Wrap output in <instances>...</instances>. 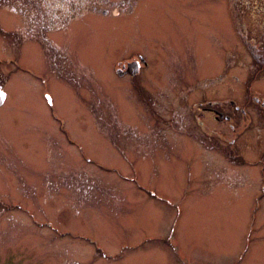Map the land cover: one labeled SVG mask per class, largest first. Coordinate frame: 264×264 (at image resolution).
<instances>
[{"label":"rangeland","instance_id":"374dc122","mask_svg":"<svg viewBox=\"0 0 264 264\" xmlns=\"http://www.w3.org/2000/svg\"><path fill=\"white\" fill-rule=\"evenodd\" d=\"M125 1L18 0V69L0 78L18 83L0 109V264H264L262 0ZM143 51L151 80L190 68L193 101L207 82L246 114L199 120L188 100L158 131L114 71Z\"/></svg>","mask_w":264,"mask_h":264},{"label":"flooded vegetation","instance_id":"af4514ba","mask_svg":"<svg viewBox=\"0 0 264 264\" xmlns=\"http://www.w3.org/2000/svg\"><path fill=\"white\" fill-rule=\"evenodd\" d=\"M12 2L7 8L8 0H0V7L4 10V12L0 13V78L2 73L5 71V68H9V71H16L18 69L19 63V55H18V43H17V15L21 9L18 7V0H12ZM261 0H256L254 4H257ZM49 3H45L50 10L56 11L57 8L66 9L67 5L64 0H48ZM121 4H128L132 6L129 10H133V6L136 4V0L133 2L131 0H126L125 2H121ZM258 8L255 11V20L256 23L253 24L254 31H258L259 36L264 37V14L260 12V10L264 11V0L261 1ZM107 13V11H105ZM113 13L117 14L116 10L113 9ZM14 16V17H13ZM14 21V22H13ZM14 23V25H13ZM9 28V29H8ZM16 30V31H15ZM2 33H10L9 37L2 35ZM144 52V51H143ZM138 53L135 58H131L129 60H125L124 62H117V66L114 68V71H117L120 78H129L128 89L130 86H133V99L138 105L143 108L144 114L148 120H151L155 123V127L158 131L163 132L162 126L165 123L166 126L171 125V123L175 124L179 119L178 116L175 117L174 122H172L171 116L175 111L180 110V106H187L188 100L190 103L194 105L196 103L197 113L194 114V117L201 120L203 116L210 118L212 115L214 121L218 122H227L232 121L235 116L245 115L246 110L242 107H239L236 102L230 98L223 97L222 99L212 100L210 98V86L207 82L201 85V94H199L198 100L193 101V84H194V73L190 68H185L184 71H180L174 76L172 83L166 84L164 80L155 81L151 80L144 73L149 68V62L146 53L144 52ZM253 60L255 63L264 67V46L256 45L255 49L252 48L250 51ZM136 61L138 62L137 72L133 75L129 74V72H125L128 66L127 64L130 62ZM259 67V66H258ZM140 77L142 84L134 81L136 78ZM151 80L154 85H147L146 82ZM164 82V84H163ZM14 86H18L16 82H2L0 79V93L4 94V99L1 100L0 109L7 103L8 99V91L13 89ZM165 91V102H170L172 104L169 105L168 115H163L161 112L160 105H163L162 94ZM47 103L50 105L51 100L49 96H45ZM122 98V97H121ZM253 101L257 103L259 101L260 106L264 108V97L262 95H252ZM123 101H126L122 98ZM192 100V101H191ZM154 104V107H150ZM168 106V105H167ZM225 108L230 110L229 113L225 112ZM1 111V110H0ZM222 116H219L218 114ZM178 115V113H177ZM0 115V119H1ZM254 121V118L252 122ZM260 119L253 122L259 124ZM202 126H205L204 122ZM231 129H234L232 123H230ZM261 135L256 138L262 136L264 138V127H261ZM233 140H231V143ZM259 160H264V154L259 155ZM1 196V194H0Z\"/></svg>","mask_w":264,"mask_h":264},{"label":"water","instance_id":"95a60500","mask_svg":"<svg viewBox=\"0 0 264 264\" xmlns=\"http://www.w3.org/2000/svg\"><path fill=\"white\" fill-rule=\"evenodd\" d=\"M127 66H128L127 72H129V74L133 75L137 72L138 62H136V61L130 62L127 64ZM3 99H4V94L0 93V103H1V100H3ZM218 115L222 116L220 113Z\"/></svg>","mask_w":264,"mask_h":264}]
</instances>
